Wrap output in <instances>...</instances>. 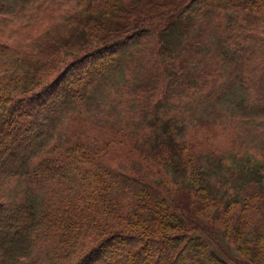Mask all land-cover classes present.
Returning a JSON list of instances; mask_svg holds the SVG:
<instances>
[{"label":"trees","instance_id":"1","mask_svg":"<svg viewBox=\"0 0 264 264\" xmlns=\"http://www.w3.org/2000/svg\"><path fill=\"white\" fill-rule=\"evenodd\" d=\"M39 240L264 264V0H0V264Z\"/></svg>","mask_w":264,"mask_h":264},{"label":"rangeland","instance_id":"2","mask_svg":"<svg viewBox=\"0 0 264 264\" xmlns=\"http://www.w3.org/2000/svg\"><path fill=\"white\" fill-rule=\"evenodd\" d=\"M3 16L11 17V14H4ZM160 96H161L160 93L156 95V97H160ZM85 114H87V112H85ZM235 129L236 127L234 128L232 124H228L226 129V132L228 131L227 135L230 137L233 136ZM226 147L229 148V146ZM47 248H48L47 243L39 240L35 244L31 254L28 257L24 258L20 264H49L44 254V250Z\"/></svg>","mask_w":264,"mask_h":264}]
</instances>
